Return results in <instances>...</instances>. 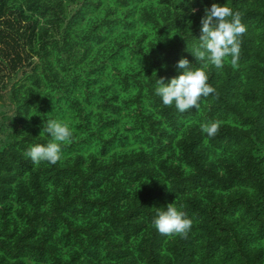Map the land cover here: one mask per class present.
Instances as JSON below:
<instances>
[{
    "label": "trees",
    "instance_id": "16d2710c",
    "mask_svg": "<svg viewBox=\"0 0 264 264\" xmlns=\"http://www.w3.org/2000/svg\"><path fill=\"white\" fill-rule=\"evenodd\" d=\"M213 4L240 13V52L181 113L155 80L198 66ZM0 114V264H264V0H0ZM50 119L71 141L34 164ZM172 203L187 235L153 227Z\"/></svg>",
    "mask_w": 264,
    "mask_h": 264
},
{
    "label": "clouds",
    "instance_id": "9594fccd",
    "mask_svg": "<svg viewBox=\"0 0 264 264\" xmlns=\"http://www.w3.org/2000/svg\"><path fill=\"white\" fill-rule=\"evenodd\" d=\"M192 11L195 12L194 9ZM245 31L240 13L234 12L226 4H213L211 8H206L200 20L201 35L196 39L191 33V51L187 48L198 66L191 65L187 58H182L177 63L178 76L167 83L164 78L155 80L154 95L159 97L161 104L174 106L181 113L193 108L198 110L201 98L215 93V89L208 83L205 69L209 66L222 68L228 57L235 63L240 52L239 38ZM219 127L218 121L201 124L202 132L209 137L214 136ZM42 132L51 137L50 141L29 146L25 155L34 164L47 162L54 165L62 157V147L71 141L72 129L62 120L50 119L46 121ZM162 209L157 211L153 227L162 235H187L192 221L187 218L186 213L179 210L175 203Z\"/></svg>",
    "mask_w": 264,
    "mask_h": 264
},
{
    "label": "rangeland",
    "instance_id": "374dc122",
    "mask_svg": "<svg viewBox=\"0 0 264 264\" xmlns=\"http://www.w3.org/2000/svg\"><path fill=\"white\" fill-rule=\"evenodd\" d=\"M1 120H3V117H2L1 114H0V121H1ZM0 134H1V132H0Z\"/></svg>",
    "mask_w": 264,
    "mask_h": 264
}]
</instances>
